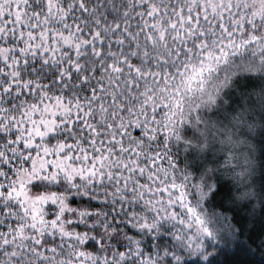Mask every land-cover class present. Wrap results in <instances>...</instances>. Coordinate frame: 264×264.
Segmentation results:
<instances>
[{
  "label": "snow or ice",
  "instance_id": "snow-or-ice-1",
  "mask_svg": "<svg viewBox=\"0 0 264 264\" xmlns=\"http://www.w3.org/2000/svg\"><path fill=\"white\" fill-rule=\"evenodd\" d=\"M264 253V0H0V264Z\"/></svg>",
  "mask_w": 264,
  "mask_h": 264
},
{
  "label": "trees",
  "instance_id": "trees-1",
  "mask_svg": "<svg viewBox=\"0 0 264 264\" xmlns=\"http://www.w3.org/2000/svg\"><path fill=\"white\" fill-rule=\"evenodd\" d=\"M245 259L249 260V264H264V253L256 249L254 256Z\"/></svg>",
  "mask_w": 264,
  "mask_h": 264
}]
</instances>
